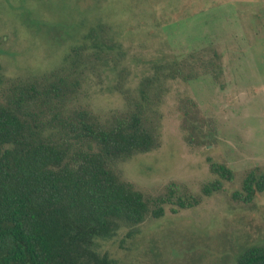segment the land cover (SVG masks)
<instances>
[{"label":"rangeland","instance_id":"1","mask_svg":"<svg viewBox=\"0 0 264 264\" xmlns=\"http://www.w3.org/2000/svg\"><path fill=\"white\" fill-rule=\"evenodd\" d=\"M98 23L125 54L117 71L86 76L82 103L98 115L125 109L122 70L132 92L154 64L179 61L200 75L169 83L162 146L122 164L123 179L152 198L173 183L203 197L216 179L211 163L235 174L198 208H166L101 251L115 264H237L264 244V193L250 205L233 199L251 171L264 170V0H0V91L59 68Z\"/></svg>","mask_w":264,"mask_h":264},{"label":"trees","instance_id":"2","mask_svg":"<svg viewBox=\"0 0 264 264\" xmlns=\"http://www.w3.org/2000/svg\"><path fill=\"white\" fill-rule=\"evenodd\" d=\"M40 77L19 79L0 91V264H115L101 251L123 231L201 206L235 174L211 163L215 180L196 197L177 184L152 198L123 179L120 166L162 146L161 108L169 83L196 81L182 62L154 64L136 92L116 90L125 109L103 117L82 103L87 75L118 70L123 45L98 23ZM215 75V72H214ZM264 193V170L251 171L234 201L252 204ZM237 264H264V244L253 245Z\"/></svg>","mask_w":264,"mask_h":264}]
</instances>
